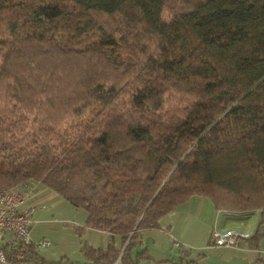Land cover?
Wrapping results in <instances>:
<instances>
[{"label":"trees","instance_id":"1","mask_svg":"<svg viewBox=\"0 0 264 264\" xmlns=\"http://www.w3.org/2000/svg\"><path fill=\"white\" fill-rule=\"evenodd\" d=\"M31 180L110 233L90 264L195 194L263 211L264 0H0V188Z\"/></svg>","mask_w":264,"mask_h":264},{"label":"crops","instance_id":"2","mask_svg":"<svg viewBox=\"0 0 264 264\" xmlns=\"http://www.w3.org/2000/svg\"><path fill=\"white\" fill-rule=\"evenodd\" d=\"M63 199L45 185L36 183L35 189L25 200V204L35 205L30 233L34 240L44 237L51 244L44 247L33 246L26 254L18 257L20 252L15 251L17 242L10 238V233H6L0 239V248L7 246L17 264H90V260L82 252L83 245L88 243L94 248H104L111 235L106 230L91 227H85L79 233L76 227L83 226L86 212ZM214 228H235L248 232L249 236L237 237L233 246H215L212 242ZM90 231L94 233L88 239L86 234ZM174 239L180 243L174 245ZM114 240L116 247H119L120 237L115 235ZM163 240L166 241V248L161 250L159 245ZM147 242L152 243L155 253L150 251ZM170 244L174 250H168ZM124 246L125 244L121 250ZM210 247L221 249L213 253L216 256L214 261L218 264H264V256L260 254L264 251V210L216 209L209 197L195 194L163 215L158 227L142 230L141 237L129 251L128 258L123 261L118 254L116 259L118 258V264H166L170 253L171 262L177 264L174 259L192 260L194 257L191 255L196 253L197 264H206L202 262L203 255L200 251L209 252ZM230 248H236L239 252L257 250L258 255L229 253Z\"/></svg>","mask_w":264,"mask_h":264},{"label":"built area","instance_id":"3","mask_svg":"<svg viewBox=\"0 0 264 264\" xmlns=\"http://www.w3.org/2000/svg\"><path fill=\"white\" fill-rule=\"evenodd\" d=\"M22 186L19 184L11 188H0V239L6 233L17 243L24 245L33 244L35 247L49 246L51 241L42 237L34 240L30 229L35 205L25 204L28 195L35 189V184ZM248 237V232H241L235 228L217 229L212 231V242L215 246H233L237 237ZM180 242L174 239V245ZM21 256V253L17 255ZM0 264H17L15 258H8L3 248H0ZM106 264H118V258Z\"/></svg>","mask_w":264,"mask_h":264},{"label":"rangeland","instance_id":"4","mask_svg":"<svg viewBox=\"0 0 264 264\" xmlns=\"http://www.w3.org/2000/svg\"><path fill=\"white\" fill-rule=\"evenodd\" d=\"M165 15H167V13H165ZM31 183H33V184H35V186H36V181L35 180H31ZM46 188H48V187H46ZM55 194H57L56 192H55ZM58 195V194H57ZM60 198H62L61 196H60ZM64 200V199H63ZM258 211H262L261 209H257ZM206 213H208V212H206ZM253 214H254V212H253ZM94 232H92V231H90V232H88L87 234H86V237L89 239V237L93 234ZM153 234H159V233H153ZM147 244L149 245V249H150V251L152 252V253H155V251H154V249H153V245H152V243H149V242H147ZM157 247H158V245H156ZM41 247H44V246H41ZM46 248V247H45ZM45 248H43V249H45ZM159 248L162 250V249H165L166 248V241L165 240H163L162 241V243L159 245ZM261 248H262V246H261ZM174 250L175 248L170 244L169 246H168V250ZM209 250V252H206V250L204 251V252H202V251H200V253L203 255V257H201V258H203L202 259V262H205L206 264H218V262H215L214 260H215V258H216V256L213 254V253H217V252H219L221 249L220 248H217V247H210V249H208ZM229 251V253H236V254H238V253H241V252H245V253H250V254H254V255H258V251L256 250V252L255 251H246V250H244V251H241V252H239L238 251V249H236V248H230V249H228ZM169 253V252H168ZM198 253V252H197ZM262 256H264V251H262L261 253H260ZM196 253H194V254H192L191 255V257H194L192 260H190V258H187L188 260H186V259H184V260H181L182 261V264H197V259H196ZM171 256H170V253H169V256L167 257L168 258V263H166V264H173L171 261H172V259L170 258ZM173 258H174V256H173ZM176 262L175 263H181V261H180V259H174ZM179 263V264H180Z\"/></svg>","mask_w":264,"mask_h":264}]
</instances>
